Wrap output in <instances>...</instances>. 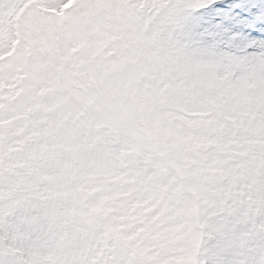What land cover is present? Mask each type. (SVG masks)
I'll use <instances>...</instances> for the list:
<instances>
[{"label":"snow or ice","instance_id":"obj_1","mask_svg":"<svg viewBox=\"0 0 264 264\" xmlns=\"http://www.w3.org/2000/svg\"><path fill=\"white\" fill-rule=\"evenodd\" d=\"M0 264H264V0H0Z\"/></svg>","mask_w":264,"mask_h":264}]
</instances>
